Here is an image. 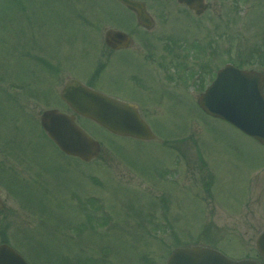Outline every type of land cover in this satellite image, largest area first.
Masks as SVG:
<instances>
[{"label":"rangeland","instance_id":"1","mask_svg":"<svg viewBox=\"0 0 264 264\" xmlns=\"http://www.w3.org/2000/svg\"><path fill=\"white\" fill-rule=\"evenodd\" d=\"M232 1L217 0L202 19L174 1L150 5L156 22L143 36L151 45L183 46V62L192 65L195 51L186 49L209 35L213 69L235 63L264 72V0ZM135 26L113 0H0V188L7 205L0 242L31 264H166L176 247L191 245L260 261L264 147L203 114L194 90L178 106L174 98L141 103L157 141L119 137L79 118L103 147L88 163L45 137L41 112L67 110L59 94L69 79L97 76L105 30L139 36ZM113 62L97 77L109 89L117 79ZM172 144L185 149L181 174L172 168Z\"/></svg>","mask_w":264,"mask_h":264},{"label":"water","instance_id":"2","mask_svg":"<svg viewBox=\"0 0 264 264\" xmlns=\"http://www.w3.org/2000/svg\"><path fill=\"white\" fill-rule=\"evenodd\" d=\"M120 1L136 11L145 25H149L143 4L132 0ZM179 1L191 6L199 4L196 3L198 0ZM105 37L107 44L115 48L129 44V36L115 29H109ZM61 98L75 113L95 121L115 134L142 140L156 138L140 116L136 105L105 95L78 80L72 79L66 83ZM199 105L208 114L228 121L264 144L262 73L227 65L218 72L216 80L201 95ZM41 122L48 135L66 154L80 157L84 161H90L99 155L101 150L99 142L77 124L75 115H68L58 109L46 110L41 116ZM255 244L264 257V230L257 237ZM0 264L28 263L11 246L3 244L0 245ZM167 264L257 263L252 260L234 261L215 249L191 246L175 249Z\"/></svg>","mask_w":264,"mask_h":264},{"label":"flooded vegetation","instance_id":"3","mask_svg":"<svg viewBox=\"0 0 264 264\" xmlns=\"http://www.w3.org/2000/svg\"><path fill=\"white\" fill-rule=\"evenodd\" d=\"M134 1L141 2L146 6V10L151 19L149 28H144L136 14L125 8L124 11L129 13L128 15H130V18L135 21L136 26L133 28L138 29L139 36L135 33L128 32L131 37V45L117 50H109V53H101L104 58H99L101 60V64L100 60L98 63V65L102 66L103 69V73L99 76L100 81L101 78H103L104 72L109 71L108 68L104 66V62L107 59L112 58L114 59L113 65H116L115 76H117V79L112 84L111 89H109L105 84L101 85L100 83H97L99 82V79L97 78L98 76L91 77L92 83L89 82V84L90 86H94V88L109 95H113L126 101L138 103L140 112L142 113L140 103L144 101L153 99L161 101L165 98H174L178 102L184 87L185 68L183 62V46H172L161 43L151 45L149 44L150 41L147 39V36H143L153 30L156 22L151 15L149 6L155 5L156 7L162 6L165 8L174 1V3L178 6L192 12V16L194 18L197 17L196 19H202L203 17H206L209 12L213 11V7L216 5L217 0H203L202 4L205 5L206 9L205 12L201 14H197L193 10H190L185 4L179 3L178 0ZM220 1L228 4L233 2L232 0ZM163 11L165 12V9H163ZM213 16H215V14ZM211 18L210 22L214 19L213 17ZM200 26L201 25L199 24V27ZM207 37V40H204L201 37H196L195 41H193L194 43H192L193 48H206L211 53L214 41L209 35H207ZM136 39L139 41L138 43ZM135 42L137 44H135ZM124 59H129L128 64L124 61ZM107 64L110 65L109 62H107ZM200 79L201 77H199V80ZM6 209V199L4 198V205L3 207L0 206V214L4 213ZM261 262L262 264L264 263L263 260Z\"/></svg>","mask_w":264,"mask_h":264}]
</instances>
